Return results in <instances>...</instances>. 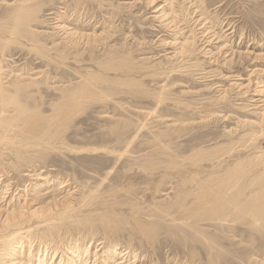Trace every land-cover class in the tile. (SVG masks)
Returning a JSON list of instances; mask_svg holds the SVG:
<instances>
[{"label": "rangeland", "instance_id": "1", "mask_svg": "<svg viewBox=\"0 0 264 264\" xmlns=\"http://www.w3.org/2000/svg\"><path fill=\"white\" fill-rule=\"evenodd\" d=\"M260 204L264 0H0V264H264Z\"/></svg>", "mask_w": 264, "mask_h": 264}, {"label": "bare ground", "instance_id": "2", "mask_svg": "<svg viewBox=\"0 0 264 264\" xmlns=\"http://www.w3.org/2000/svg\"><path fill=\"white\" fill-rule=\"evenodd\" d=\"M177 1V0H176ZM257 93V92H256ZM256 110V109H255ZM206 185H208V184H206ZM63 187V186H62ZM203 187V186H202ZM204 188H205V186H204ZM206 188H208L209 189V187H206ZM205 188V189H206ZM211 188V187H210ZM235 189V188H234ZM225 189H223V191H224ZM228 190H229V188H228ZM208 191V190H207ZM211 191V190H210ZM216 191V189L214 190V188L212 189V193H216L215 192ZM231 191V190H230ZM229 191V192H230ZM200 192V191H199ZM233 193V192H232ZM201 194H203V196H202V198L201 197H199V200H200V204H203V203H205V205L207 204V202H208V193H205V192H203V193H201ZM219 194H220V191H219ZM226 194L228 195V193L226 192ZM226 194H225V196H226ZM242 194V193H241ZM240 194V195H241ZM239 195V194H238ZM243 196H244V194H242ZM242 195H241V198H242ZM230 196V195H229ZM245 196H246V194H245ZM244 196V197H245ZM213 197V196H212ZM223 197V196H222ZM232 197H234V195L232 196ZM238 197V196H237ZM240 197V196H239ZM225 198V197H224ZM223 198V200H225L226 201V199H224ZM240 198V201H238V202H240L241 203V199ZM236 199V198H235ZM230 200V199H229ZM228 200V201H229ZM238 202H236V203H238ZM214 203V202H213ZM217 203V202H216ZM223 203V202H222ZM217 204H219V203H217ZM216 204V205H217ZM229 204V203H228ZM210 206V205H209ZM222 206L224 207L225 205H223L222 204ZM234 206H236V205H234ZM240 206V205H239ZM213 207H214V205H213ZM226 207V206H225ZM229 207V206H228ZM250 207V206H249ZM231 208H234V207H231ZM243 208L245 209V208H247L246 206H243ZM200 209H201V207H200ZM213 209H215V208H213ZM224 209L225 208H223V210L221 209L220 211L221 212H223L224 211ZM248 209V208H247ZM264 209V208H263ZM208 210H209V208H208ZM227 210V209H226ZM224 211V213L223 214H221V215H224V216H227V211ZM232 210V209H231ZM250 210V209H249ZM241 211H243V209L241 210ZM251 211V210H250ZM252 211H254V213H255V216H261V217H264V214H263V211H262V209H261V204L260 205H258V206H256L255 208H253V210ZM18 212V211H17ZM204 213H206V212H204ZM216 213H220L219 211H217L216 210ZM238 213H240V212H238ZM251 213V212H250ZM218 216V215H217ZM245 216V215H244ZM252 216V215H251ZM202 217V216H201ZM3 218V217H2ZM20 219H22V213H19V214H13V215H11V216H8L7 218H6V221H5V219H4V223H5V225L7 224V225H11V224H16L17 222L19 223V221H20ZM218 219V218H217ZM264 219V218H263ZM247 220V219H246ZM248 220H250V219H248ZM256 220V219H255ZM3 221V220H2ZM259 221V220H258ZM243 222V221H242ZM246 222V221H245ZM250 222V221H249ZM224 223V222H223ZM15 224H14V226H15ZM255 225H257V223H255ZM262 225V224H261ZM13 226V225H12ZM16 226H18L17 224H16ZM253 229V228H252ZM254 230H256V229H254ZM242 235V234H241ZM255 236V235H254ZM242 237V236H241ZM242 242V241H241ZM248 242H249V240H248ZM250 243V242H249ZM252 245V244H251ZM253 246V245H252ZM254 247V246H253ZM221 260V259H220ZM220 262V261H219Z\"/></svg>", "mask_w": 264, "mask_h": 264}]
</instances>
